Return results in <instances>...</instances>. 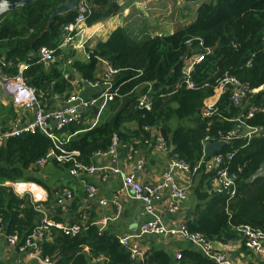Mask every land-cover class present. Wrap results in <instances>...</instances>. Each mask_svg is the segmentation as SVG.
<instances>
[{
	"label": "trees",
	"instance_id": "trees-1",
	"mask_svg": "<svg viewBox=\"0 0 264 264\" xmlns=\"http://www.w3.org/2000/svg\"><path fill=\"white\" fill-rule=\"evenodd\" d=\"M65 1L37 0L0 18V70L16 76L19 65L26 64L23 77L36 89L46 110L57 104L56 99L64 104L73 91L72 84L64 78V61L48 68L38 62L40 48H56L63 39V28L75 21L76 11L56 18L47 29L50 15ZM89 3L92 14L88 26L103 23L125 10L118 0ZM130 31V26L117 28L106 42L99 41L87 50L88 62L74 60L71 78L92 82L100 80L99 59L108 61L118 70L113 83L120 96L105 105L95 126L90 122L98 115L99 106L83 112L81 122L57 130L62 148L77 152V159L90 166L97 154L109 150L114 136L128 148L155 145L161 136L172 156L187 163L191 170L202 163L196 173L190 174L196 205L185 218L188 230L201 234L213 246L240 241L243 250H249L240 229L250 227L264 233V0H203L196 19L173 34L153 36L147 29L140 34ZM201 41L213 52L192 71L195 89L191 90L181 82L189 49L186 42H192L196 49ZM225 74L247 89L246 98L234 104L230 88L220 97L211 116L205 117V102ZM149 87L153 107L150 111L140 110L139 98ZM95 92L94 97L99 94ZM241 125L242 132L248 128L262 130V137L256 136L250 142L245 137L229 140L216 153L223 157L222 166L238 179L236 196L229 199L226 193L216 191V174L206 171L203 141L222 140ZM154 129H159L158 133ZM53 147V141L41 132L10 137L0 146V230L17 236L20 242L41 224L44 215L28 195L20 198L1 185L18 180L36 182L31 176L41 169L36 163ZM54 165L70 170L69 164ZM49 194L52 201L54 192ZM61 210L56 216L63 214ZM95 219L96 214L79 212L74 221L81 224V231L76 236L53 229L39 244L43 256L55 264H141L131 259L117 235L109 230L100 232ZM181 259L180 264H217L196 248L182 252ZM175 263L176 259L163 251L152 249L145 254V264Z\"/></svg>",
	"mask_w": 264,
	"mask_h": 264
},
{
	"label": "built area",
	"instance_id": "built-area-1",
	"mask_svg": "<svg viewBox=\"0 0 264 264\" xmlns=\"http://www.w3.org/2000/svg\"><path fill=\"white\" fill-rule=\"evenodd\" d=\"M76 12L77 16L75 21L63 28V39L59 45L56 48L43 46L38 53V62L44 64L47 68L53 63L64 61V66H66V69L64 70V78L73 86L72 93L64 103L65 107L54 111L43 108L37 96L36 89L29 86L23 77V72L28 68L26 64L19 65V73L16 76L5 75L0 70V86L4 91V94L12 100L14 106L22 110L33 112L32 122L26 124L13 122L9 131H5L4 126L0 124V146L10 137H19L24 134H36L37 132H41L53 141L54 147L45 158L37 161L36 166L39 168L54 163L59 165L69 164V174L74 177H78L82 173L92 174L98 170H101L104 173L120 176L122 178L123 190L133 199L144 202L147 205L148 213L151 215L153 214L152 204L155 200L159 199L162 192H168L174 201H185L189 196L191 187H182L179 185L176 176L182 175L183 178L187 176L190 177L192 172L196 173L199 170L202 163H199V165L191 170V167L187 163L179 161L176 157L172 156V152H170L171 148H169L168 143L161 136H158L156 139V147L158 150L168 155L167 168L162 175V181L160 183L148 186H144L135 175H127L119 168H96L94 165H85L77 159L79 156L77 152L70 153L62 148L63 144L55 134L57 130L81 122V115L83 112L91 107L99 106L100 109L98 115L90 122L92 126H95L98 123L100 114L105 105L120 96L119 89H115L113 83L118 70L113 68L108 61L99 59V65L102 68L99 75V81L92 82L86 79L81 80L78 78H71L73 72L67 68H72L74 59L66 58L65 55L67 51L72 49H81L83 51L86 49V44L88 43L89 38L85 41H81L78 45H75V42L77 36L84 38L87 28L91 27L88 26V20L92 14V7L89 0H79ZM186 45L189 49L184 58L181 82L183 86L192 90L195 89L192 71L195 66L202 63L205 57L212 53L213 50L206 47L203 41L199 43V48L196 49L193 48L192 42H186ZM87 57L89 58V54ZM251 65L252 63L249 62L248 66ZM83 86L88 87L91 90L99 91V94L95 97L92 96L88 99H83L80 95ZM151 87H149V90L139 98L138 109L147 111L152 109L154 96L150 95ZM230 88L232 89L231 101L234 104H239L246 98L247 89H245L237 79L228 74H225L219 81L214 95L216 96L217 93H219V100L220 97ZM259 90H254V92ZM209 100L210 98L206 100L205 108L203 110V116L205 117L211 116L213 108L218 102L217 100L214 104H211ZM54 121L56 122V128L53 127ZM241 128L242 125L235 131L228 132L226 136H223L222 140L228 142L235 138L245 137L250 142L256 136L262 137L259 136L262 131L260 129L248 128L246 132H242L240 131ZM208 142L209 138H206L203 141V146ZM121 148H126V146L121 143L118 136H114L109 150L99 153L97 156L116 157ZM129 157L132 158L131 153L129 154ZM231 157L232 155H229L228 159H231ZM222 164V155L215 154L205 163L206 171L214 172L216 174V191L226 193L229 196V199H232L237 193L238 179L234 174L230 173L228 168L223 167ZM143 168L144 163H139L138 169L142 170ZM1 186L10 188L14 194L20 198L28 195L36 210L44 215L41 224L26 237L24 242H20L15 235H7L8 241L13 245L18 246L19 251L23 253L24 257L36 259L39 264H55L49 257L43 256L39 248L40 242L44 240L45 236L51 233L53 229L61 230L63 234L68 236H76L81 231V224L78 221H74L69 225H62L51 220L45 206L41 204V202L44 201L45 196L43 188L34 181H7ZM86 192L89 199H94L97 196V190L93 186L87 187ZM73 200L74 194L71 190L57 192L56 202L63 210H67ZM98 203L101 206H107L111 203L116 206L119 214L120 206L116 200L111 202L107 200H99ZM175 210L176 207H173V211ZM107 224L108 221L106 218L96 222V225L99 226L100 232L104 230ZM240 231L246 238V246L249 250L255 253H261L264 251V233L252 230L250 227H243ZM148 234L184 239L217 264H234L232 261L230 262L224 254L215 251L213 244L207 241L201 234L191 233L185 223H182L177 227L167 228L159 218H155L153 222L144 225L137 236L118 237L120 244L128 249L131 259L136 263L145 264V253L142 251L141 246L136 240ZM178 258L180 260L182 256L180 255Z\"/></svg>",
	"mask_w": 264,
	"mask_h": 264
},
{
	"label": "crops",
	"instance_id": "crops-1",
	"mask_svg": "<svg viewBox=\"0 0 264 264\" xmlns=\"http://www.w3.org/2000/svg\"><path fill=\"white\" fill-rule=\"evenodd\" d=\"M126 0H118L119 4L125 8L123 14H119L111 19L95 24L87 28L84 38L80 36L76 37L75 45H78L81 41H85L88 38L85 51L72 49L66 52V57L81 62H88L87 50L92 48L97 42H106L109 36L119 27L130 26L132 31H136L135 34H140V31H146L150 35H165V31L171 30L172 27L181 21L182 28L188 26L196 19V12L199 5L203 0L196 2H186L184 0H177V12L173 20H165L158 22L156 27L149 26L148 19L145 18V27L140 25L133 30L134 25H129V22L133 20V11H141L147 14H160L162 12L171 13L176 0H135L134 5L127 6ZM174 5V6H173ZM195 12L193 19L189 20V16L192 12ZM159 24L160 27H157ZM181 28V27H180ZM177 30V29H176ZM139 32V33H138ZM175 33V30L171 34ZM62 68V66H60ZM66 66H63L62 70H65ZM68 70L74 72L73 68ZM96 94L95 90H91L88 87H82L81 97L88 99ZM57 104L50 110H58L65 107L60 100H57ZM33 121V112L22 110L14 106L12 100L4 94L2 87L0 86V124H5V131H9L13 122H20L21 124L30 123ZM134 128V126H132ZM155 133H158L159 129H154ZM129 146L132 149V158L129 157L130 150L128 147L121 148L118 151L116 157H103L95 156L94 166L96 168L108 167L119 168L127 175H135L142 182L144 186L156 185L162 181V175L166 171L168 164V155L160 151L155 145L149 144L147 147ZM144 163L142 170L138 169L139 163ZM31 175V174H30ZM35 177L36 183L43 188L45 194L44 201L41 202L45 206L48 216L51 220L62 225H69L74 222L77 214L80 212H87L89 214H96L97 222L106 218L108 221L104 230H109L110 233L117 235L118 237L137 236L141 228L153 222L155 218H159L163 225L167 228L177 227L185 222L186 216L192 211L196 205V201L189 191V196L185 201H174L168 192H162L159 199L155 200L152 204L153 214H149L147 211V205L142 202L133 199L128 195L122 186V178L113 174L104 173L98 170L92 174L82 173L78 177L71 176L69 171H63L54 164H48L40 169L39 173ZM177 183L182 187H193V182L189 176L183 178L182 175L176 176ZM26 181V180H25ZM89 186H93L97 190V196L94 199H89L86 189ZM63 190H71L74 194V200L72 204L63 210L56 203L57 192ZM50 192H54V199L50 198ZM107 200L109 202L116 200L119 203V214L116 206L109 203L107 206H101L98 201ZM74 203V205H73ZM173 207L176 210L173 211ZM62 209L60 216H56L57 212ZM55 219H64V222H58ZM103 230V231H104ZM142 248V251L146 254L152 249L157 251H163L170 257L176 259L175 264H180L177 256H182V252L185 250H193L195 247L188 241L181 238L164 237L160 235H144L136 240ZM215 251L224 254L226 258L234 264H264V251L261 253H255L251 250L244 251L240 241L231 242L228 244H214ZM88 252V249H86ZM88 254V253H87ZM90 257V254L87 255ZM103 262V259H98ZM182 260V259H181ZM24 262V263H23ZM99 261L92 262V264H98ZM0 264H39L36 259L30 257H24L23 253L19 251L18 246L11 244L7 239L6 232L0 230ZM91 264V261H90Z\"/></svg>",
	"mask_w": 264,
	"mask_h": 264
},
{
	"label": "water",
	"instance_id": "water-1",
	"mask_svg": "<svg viewBox=\"0 0 264 264\" xmlns=\"http://www.w3.org/2000/svg\"><path fill=\"white\" fill-rule=\"evenodd\" d=\"M37 0H0V18L8 13L14 12L26 5ZM79 0H66L63 4L56 8V10L50 15L47 23V29L50 28L56 18L75 12L78 9ZM53 127L56 128V122H53ZM227 142L219 140L216 142H208L204 145L203 162L206 163L212 156L226 146Z\"/></svg>",
	"mask_w": 264,
	"mask_h": 264
},
{
	"label": "rangeland",
	"instance_id": "rangeland-1",
	"mask_svg": "<svg viewBox=\"0 0 264 264\" xmlns=\"http://www.w3.org/2000/svg\"><path fill=\"white\" fill-rule=\"evenodd\" d=\"M125 2L128 3L127 6H129V7H131V6H130L131 4L134 5V4L136 3L135 0H126ZM176 3H177V0L174 2V5H175V6L173 5L174 7H173L171 13H168V12H162V13H160V14H152L151 12H147V14H145L144 12L142 13L141 11L138 12V10H137L136 12L133 11V14H132L131 17L134 16V18H133L132 21L129 22V25H134V24H136V26H133V30H134V29H136L137 26H140V25H142V26L145 27V25H146V23H145V18L148 19L149 26H152V27H156L157 21H158V22H163V21H165V20H169V19H170V20H173L174 17H175L176 12H177V10H178V9H177V6H176ZM194 16H195V12L193 11V12H192V15L189 16V20H190V19H193ZM182 25H183V24L181 23V21H179L177 24H175V25L172 27L171 30H167V31H165V29L162 28L163 31H164L163 33H164L165 35H168V34H171V32L174 31V30H175V32H176L177 30H179V29L182 28ZM157 27H160L159 24L157 25ZM180 27H181V28H180ZM176 29H177V30H176ZM130 32L132 33L133 31L131 30ZM70 54H71V53H70ZM70 54H69V55H70ZM218 97H219V93H217L216 96L213 94V95L211 96L209 102H210L211 104H214V103L218 100Z\"/></svg>",
	"mask_w": 264,
	"mask_h": 264
}]
</instances>
